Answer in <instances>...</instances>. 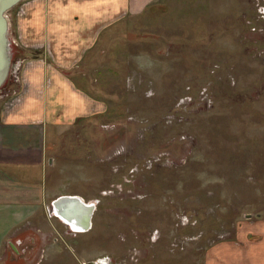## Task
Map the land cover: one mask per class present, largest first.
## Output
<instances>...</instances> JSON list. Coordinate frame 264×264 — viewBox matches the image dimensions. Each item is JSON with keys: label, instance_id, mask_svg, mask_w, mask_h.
<instances>
[{"label": "rangeland", "instance_id": "obj_1", "mask_svg": "<svg viewBox=\"0 0 264 264\" xmlns=\"http://www.w3.org/2000/svg\"><path fill=\"white\" fill-rule=\"evenodd\" d=\"M29 1L7 16L13 73L0 104L27 91L32 56L16 28ZM263 5L157 0L103 31L102 64L74 85L106 111L61 133L54 154L67 165L47 174L48 189L56 175L62 191L96 193V211L85 233L56 228L54 264H204L214 245L264 218ZM6 250L0 264H18Z\"/></svg>", "mask_w": 264, "mask_h": 264}, {"label": "crops", "instance_id": "obj_2", "mask_svg": "<svg viewBox=\"0 0 264 264\" xmlns=\"http://www.w3.org/2000/svg\"><path fill=\"white\" fill-rule=\"evenodd\" d=\"M155 1L30 0L21 9L24 20L16 33L32 56L23 72L22 93L26 86L27 91L24 100L0 104V250L6 244L3 257L8 262L33 264L41 259L40 264H54L61 254L50 247L52 238L58 241L56 228L63 225L66 235L76 233L56 217L49 220L46 211L60 197L89 202L96 193L62 191L56 175L47 188L48 172L67 165L55 156L53 144L61 133L106 111L105 104L74 85L77 80L90 82L94 63L102 64L96 59L111 39L102 38L103 31L115 34L125 17L140 15ZM204 264H264V218L245 223L235 238L214 245Z\"/></svg>", "mask_w": 264, "mask_h": 264}, {"label": "water", "instance_id": "obj_3", "mask_svg": "<svg viewBox=\"0 0 264 264\" xmlns=\"http://www.w3.org/2000/svg\"><path fill=\"white\" fill-rule=\"evenodd\" d=\"M25 0H0V90L5 86L9 79L12 66V44L10 39V26L7 18V13L12 11L21 2ZM85 202V201H84ZM82 199L77 196H64L58 198L53 204L54 217L55 215L61 218L57 213H61L64 218V223L69 225L70 229L74 232H87L92 228V220L96 211V203H84ZM75 205L81 209V213L74 215V209H71L72 215L67 217L63 211L65 207ZM251 217V216H249ZM78 228V229H77ZM81 230V231H79ZM89 264H109L108 258L99 260L98 262H91Z\"/></svg>", "mask_w": 264, "mask_h": 264}, {"label": "bare ground", "instance_id": "obj_4", "mask_svg": "<svg viewBox=\"0 0 264 264\" xmlns=\"http://www.w3.org/2000/svg\"><path fill=\"white\" fill-rule=\"evenodd\" d=\"M20 5V4H19ZM9 14L10 13H8L7 14V16L9 17ZM16 72V71H15ZM13 76L14 77H17V73H14L13 74ZM74 197V196H73ZM81 199V198H80ZM83 201V200H82ZM84 202V201H83ZM84 203H87L88 204V202H84ZM91 204V203H90ZM69 208H67V207H65V209L63 210L66 214H67V217H70V216H74L75 214H77V213H81L82 211H81V209H79V208H77L75 205H69L68 206ZM71 209H74V215H72V212H71ZM52 211H53V208H52ZM54 214V213H53ZM63 220H65L66 221V219L64 218V216L61 214V213H57ZM56 216V215H55ZM57 217V216H56ZM58 219H61V218H59V217H57ZM78 229V228H77ZM79 231H81V230H79ZM77 233H85V232H77Z\"/></svg>", "mask_w": 264, "mask_h": 264}, {"label": "built area", "instance_id": "obj_5", "mask_svg": "<svg viewBox=\"0 0 264 264\" xmlns=\"http://www.w3.org/2000/svg\"><path fill=\"white\" fill-rule=\"evenodd\" d=\"M259 11L261 12V17H264V5L263 6H261L260 8H259ZM12 70V69H11ZM13 73V71H11V73L10 74H12ZM3 89V88H2ZM2 89L0 90V96H1V91H2ZM51 212V214H49V215H51V217H53L54 218V214L52 213V210L50 211Z\"/></svg>", "mask_w": 264, "mask_h": 264}]
</instances>
